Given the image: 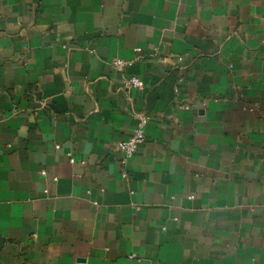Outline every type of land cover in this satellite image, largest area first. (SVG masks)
I'll return each instance as SVG.
<instances>
[{"label":"crops","instance_id":"obj_1","mask_svg":"<svg viewBox=\"0 0 264 264\" xmlns=\"http://www.w3.org/2000/svg\"><path fill=\"white\" fill-rule=\"evenodd\" d=\"M0 264H264V0H0Z\"/></svg>","mask_w":264,"mask_h":264},{"label":"built area","instance_id":"obj_2","mask_svg":"<svg viewBox=\"0 0 264 264\" xmlns=\"http://www.w3.org/2000/svg\"><path fill=\"white\" fill-rule=\"evenodd\" d=\"M140 51L139 48L134 49L135 53ZM134 60H123L119 58H114L111 60L110 64L112 68L118 72L122 71L124 68L132 65ZM123 87L128 89H134L137 91H143L144 83L141 78L136 76H130L124 79ZM149 122V117L142 113L137 116L136 125L133 132L125 139L118 141L115 144V151L119 156V163L122 167H125L129 159H131L140 146L145 142L146 135L145 129ZM70 163H73V158L70 154H67ZM127 173L124 171L122 173V178H126ZM191 199V197H189Z\"/></svg>","mask_w":264,"mask_h":264}]
</instances>
